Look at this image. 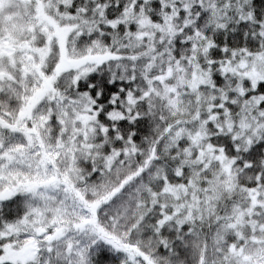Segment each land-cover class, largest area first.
Segmentation results:
<instances>
[{"label":"snow or ice","instance_id":"6c2138e0","mask_svg":"<svg viewBox=\"0 0 264 264\" xmlns=\"http://www.w3.org/2000/svg\"><path fill=\"white\" fill-rule=\"evenodd\" d=\"M0 264H264V0H0Z\"/></svg>","mask_w":264,"mask_h":264}]
</instances>
